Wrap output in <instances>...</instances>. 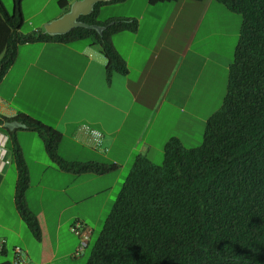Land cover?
Segmentation results:
<instances>
[{"label": "trees", "instance_id": "1", "mask_svg": "<svg viewBox=\"0 0 264 264\" xmlns=\"http://www.w3.org/2000/svg\"><path fill=\"white\" fill-rule=\"evenodd\" d=\"M177 1L148 0V4ZM212 1L240 17L222 104L206 120L198 147L185 149L171 138L159 165L143 156L134 159L85 264H264V0ZM12 3L9 13L0 2V82L18 47L30 43L84 41L97 46L108 60L106 80L114 73H126L112 38L135 32L136 20L100 22L98 8L105 3H96L78 22L97 29L22 34L21 0ZM0 130L17 171L16 211L40 246L44 237L38 216L25 203L29 179L16 132L38 136L53 170L102 176L118 168L63 160L58 154L60 133L21 113L0 116Z\"/></svg>", "mask_w": 264, "mask_h": 264}, {"label": "crops", "instance_id": "2", "mask_svg": "<svg viewBox=\"0 0 264 264\" xmlns=\"http://www.w3.org/2000/svg\"><path fill=\"white\" fill-rule=\"evenodd\" d=\"M77 1L80 0H58L53 11L44 13L42 6L35 12H26V16L21 2L23 22L35 20L41 14L37 26L32 25L34 28L27 33L42 30L45 25L67 13ZM0 2L3 4L2 0ZM128 2L120 0L106 3L97 12L98 19L102 10H113L100 22L116 18L137 21L135 32L119 33L112 38L113 47L126 66L124 75L114 73L106 80L108 60L97 46L84 41L71 45L59 42L30 43L18 47L13 65L0 82V116L13 118L21 113L60 133L58 154L67 162H98L118 167L116 171L102 176L85 174L82 180L92 187L90 193L74 200L71 205L62 206L50 221L46 220L44 209L29 208L25 194L26 207L37 214L42 229L44 238L40 246L24 227L16 211L14 186L17 171L6 146L7 138L0 130V242L3 243L0 264H13L14 256L10 260L7 254L11 251L13 255L15 247L24 249L21 253L24 264H56L61 260H76L82 235L87 237L85 249L93 234V230L76 214H91L89 211L92 206L88 202L95 204L101 193L109 196V190L119 185L122 178L119 174L125 169L130 170L137 156H143L157 165L152 157L158 161L162 159L163 147L169 139L180 141L181 134L187 133L181 125H187L188 118H198L189 111L196 106V101L204 102L209 97L200 89L203 80L200 77L208 64V58L190 51L188 46L183 48L179 43L175 49L168 46V13L164 4L146 5L155 11L161 10V7L165 10L163 22L161 18H154L158 26L163 25L160 26L162 29L149 34L141 31L145 19L141 14H114ZM172 4L179 8L190 6V3L180 0ZM178 16L176 14L175 23L179 20ZM172 27L174 24L169 29ZM188 58L192 60L188 61ZM196 90L200 91L197 96ZM198 120L202 124L206 122L203 118ZM81 125H87L102 134L104 152L92 149L84 137L77 133ZM16 140L30 180V164L39 166L38 158L31 160L32 152L41 155L44 147L38 136L30 131L18 130ZM64 147L71 152L67 153ZM48 169L52 170L50 167ZM62 173L70 181L82 176ZM8 176V191L3 198ZM107 178L112 180L106 187L100 188V183ZM95 186L99 187L98 190ZM110 199L104 201L112 205ZM9 211L12 213L7 216ZM66 211H73L69 219L64 218ZM64 220L70 223L62 229ZM74 224L79 226V235L69 230ZM30 238L33 243H30ZM65 243L70 246L66 252H61Z\"/></svg>", "mask_w": 264, "mask_h": 264}, {"label": "rangeland", "instance_id": "3", "mask_svg": "<svg viewBox=\"0 0 264 264\" xmlns=\"http://www.w3.org/2000/svg\"><path fill=\"white\" fill-rule=\"evenodd\" d=\"M57 1L58 0H21L22 5H24L25 16L26 12H35L42 6H44V13L51 12L56 9ZM180 1H186L187 3H190V6H183V8H179L178 6H175L176 4H164L166 13H168V46L175 49V46L179 43L183 48L188 46L190 51L195 52L199 56L208 58V64L201 75L202 77H200V80L203 78L200 89L205 91L202 93L208 94L209 97L204 102H201L200 100L196 101V106L193 107V110L189 111L190 114L197 116L199 119L203 118L207 120L213 112L220 108L225 95L228 73L226 71V66L232 63L233 51L238 36L240 17L225 10L224 7L213 2L212 0H203L201 4H197L196 2L188 0ZM2 2L5 6V9L11 13L13 10L12 0H2ZM146 5H149L148 0H129V2L122 8L117 9L114 14H125L130 16H138L141 14L145 18L141 31L149 34L151 31L157 33L160 29H162L160 26L163 25L158 26L154 18H161L160 21L163 22L165 18H163L165 15V10L163 7H161V10L155 11L152 7H147ZM111 9L108 8L106 10H102L98 20H104L106 16L112 14L111 11L113 10ZM146 9L147 11L145 12ZM176 14L179 15V20L177 23L174 22ZM40 15L35 18L36 21L25 20L21 26L20 32L22 34H26L34 28V25L37 26L36 23L38 20H40ZM173 24L174 27L169 29V26H173ZM170 54L171 52L169 51L168 55ZM190 60L192 59L188 58V61ZM199 92L200 91L196 90L195 95L197 96ZM198 118H188V124L185 125L183 123L181 125L182 129L187 130V133L183 132L181 134L179 141L181 146L185 149L196 148L202 143L205 123H200ZM64 150L67 151V153L71 152V150H69L67 147H64ZM32 154L33 156L31 157V160H35V157L38 158L36 160H38L39 166L30 164L29 167L30 180L28 186L29 188L26 192L29 202L28 205L32 210H37L39 208L44 209L46 220L50 221L53 215L58 213V210L62 208V206L65 207L67 205H71L74 200L82 197L84 194L90 193V190H92V187L82 180L84 175H82L78 180L76 178L75 181H70L69 177L66 179L65 174L62 172L48 169L49 167L51 168V163L45 154V151L43 154L41 153V155L40 153L36 155V151L32 152ZM30 156H28V158ZM42 160L45 161V163L42 162ZM152 161L159 165L162 159L159 158L158 161V159L153 156ZM11 167L14 168V165L12 164ZM128 172L129 170L125 169L119 174L120 176L122 175L119 185L115 189L112 188L109 190V196L105 193H101L96 199L95 204H91L90 201L88 202L90 203L89 206H92V209L89 211L91 214L86 215L81 214L80 212L76 214L79 219H83L85 224L90 227L91 230H93V234H91L87 248H83V251L80 253L78 252V255L76 254V260L68 259L62 261L60 259L61 261L56 264H85L89 257L91 248L98 237L103 221L109 214L112 206L109 205L108 202L106 203L104 199L111 198V204L114 203L116 195ZM9 176L6 178V189L4 191L3 198L6 197L5 194L8 191V182L10 179ZM110 180H112V178H107V180H104V182L100 183L99 187H106ZM99 187L95 186L97 190ZM12 211H9L7 216L10 215ZM72 212L73 211H66L64 218L67 217V219H69ZM69 223L70 221L68 220L62 221V229L66 226H69ZM73 226H75V224L72 225V227ZM24 227L27 228L25 223ZM69 230L71 231V229ZM30 241V243H33L32 238H30ZM69 246V243L63 244V251L61 252H66ZM16 248L19 247H15V249ZM19 249L21 252L24 251V249L21 247ZM12 256L15 257L14 249L13 255H11V251H9L7 258L10 259ZM14 257L12 261L14 260Z\"/></svg>", "mask_w": 264, "mask_h": 264}, {"label": "water", "instance_id": "4", "mask_svg": "<svg viewBox=\"0 0 264 264\" xmlns=\"http://www.w3.org/2000/svg\"><path fill=\"white\" fill-rule=\"evenodd\" d=\"M113 0H80L73 3L70 9L59 19L50 22L43 27L44 33L48 35H63L73 28L82 27L86 29H97V26H89L78 22L79 17L87 16L92 12L96 3H110Z\"/></svg>", "mask_w": 264, "mask_h": 264}, {"label": "built area", "instance_id": "5", "mask_svg": "<svg viewBox=\"0 0 264 264\" xmlns=\"http://www.w3.org/2000/svg\"><path fill=\"white\" fill-rule=\"evenodd\" d=\"M77 133L84 137V139L86 140V142L92 149L104 152V150H102V134L99 131L93 128H90L87 125H81L77 129ZM71 232L79 235L80 234L79 227L77 225L73 226L71 228ZM86 240H87V237L86 235L83 234L81 237V242H80V247L78 249V252L83 250V248L86 245ZM2 245L3 243L0 242V251L2 249ZM14 253H15V257H14L13 263L14 264H24V261L21 257V253H22L21 250L19 248H16L14 249Z\"/></svg>", "mask_w": 264, "mask_h": 264}]
</instances>
